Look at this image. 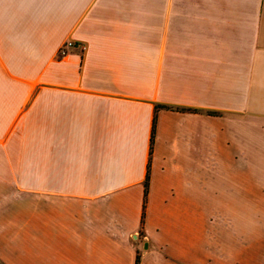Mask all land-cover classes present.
Segmentation results:
<instances>
[{
	"label": "crops",
	"instance_id": "obj_1",
	"mask_svg": "<svg viewBox=\"0 0 264 264\" xmlns=\"http://www.w3.org/2000/svg\"><path fill=\"white\" fill-rule=\"evenodd\" d=\"M233 240L264 264V0H0V264Z\"/></svg>",
	"mask_w": 264,
	"mask_h": 264
},
{
	"label": "built area",
	"instance_id": "obj_2",
	"mask_svg": "<svg viewBox=\"0 0 264 264\" xmlns=\"http://www.w3.org/2000/svg\"><path fill=\"white\" fill-rule=\"evenodd\" d=\"M78 44L74 40H67L59 49V57H65L69 54V52L74 49Z\"/></svg>",
	"mask_w": 264,
	"mask_h": 264
},
{
	"label": "rangeland",
	"instance_id": "obj_3",
	"mask_svg": "<svg viewBox=\"0 0 264 264\" xmlns=\"http://www.w3.org/2000/svg\"><path fill=\"white\" fill-rule=\"evenodd\" d=\"M232 264H241L240 242L234 240L232 241Z\"/></svg>",
	"mask_w": 264,
	"mask_h": 264
},
{
	"label": "trees",
	"instance_id": "obj_4",
	"mask_svg": "<svg viewBox=\"0 0 264 264\" xmlns=\"http://www.w3.org/2000/svg\"><path fill=\"white\" fill-rule=\"evenodd\" d=\"M161 107H170L168 105H157L156 108H161ZM155 125H156V116L154 117V121H153V128H152V146H151V150L153 148V144H154V138H155ZM149 172H150V164L148 165V173H147V182L146 185H148V179H149ZM147 194V189L145 190V195ZM137 264H139V256L137 257Z\"/></svg>",
	"mask_w": 264,
	"mask_h": 264
}]
</instances>
